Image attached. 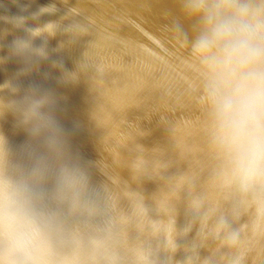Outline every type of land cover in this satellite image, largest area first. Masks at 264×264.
<instances>
[{"label": "clouds", "instance_id": "1", "mask_svg": "<svg viewBox=\"0 0 264 264\" xmlns=\"http://www.w3.org/2000/svg\"><path fill=\"white\" fill-rule=\"evenodd\" d=\"M176 3L191 24V35L179 20L171 28L187 49L185 63L195 74L193 87L204 115L207 183L219 209L212 235L233 250L230 264H242L245 230L264 236V0ZM56 10L55 5L42 7L32 19ZM27 20L19 16L11 21L25 35L15 36L7 45L8 56H0V64L15 58L22 65L16 80L38 72L50 59L47 39L62 28L58 22L30 27ZM62 30L73 38V25ZM8 34L0 32V50ZM38 38L44 39L39 46ZM84 57L71 72L52 61L61 73L59 83L88 79L86 52ZM59 99L36 85L0 84V120L11 114L27 136L14 148L0 132V264H154L149 249L128 245V231L137 221L138 229L146 222L153 235L164 229L171 262L179 249L175 220L150 219L143 197L133 192L123 193L132 206L127 215L118 208L120 193L93 183L57 116ZM110 178L118 185L117 178ZM207 201L206 195L193 194L189 212L206 222ZM244 216L248 223L235 226ZM193 223L183 229L185 234ZM183 264H193V257L186 256Z\"/></svg>", "mask_w": 264, "mask_h": 264}, {"label": "water", "instance_id": "2", "mask_svg": "<svg viewBox=\"0 0 264 264\" xmlns=\"http://www.w3.org/2000/svg\"><path fill=\"white\" fill-rule=\"evenodd\" d=\"M50 5H55L54 13L32 19ZM19 16L27 17L30 27L58 22L62 28L47 39L50 59L38 72L16 80L22 65L8 59L0 64V84L14 80L21 89L36 85L55 92L60 98L57 116L93 183L120 193L118 208L127 215L132 206L123 193L133 192L143 197L150 219L165 224L175 220L179 249L171 262L163 228L153 235L146 222L143 230L134 222L128 245L149 249L154 264H183L186 256L193 257V264H230L233 250L212 235L219 209L207 183L204 115L193 87L195 74L185 63L187 49L171 28L172 21L179 20L191 35V24L176 0H0V32L9 33L0 56H8L7 45L15 36L25 35L11 23ZM69 24L75 28L73 38L62 30ZM43 43V38L35 41L37 46ZM85 52L88 79L59 83L61 73L51 67L52 61L76 71ZM0 132L14 148L27 140L11 114L0 120ZM110 177L117 178L118 185ZM193 194L208 197L206 222L189 212ZM192 221V231L185 234ZM247 223L244 216L235 226ZM240 251L242 264H264V236L246 229Z\"/></svg>", "mask_w": 264, "mask_h": 264}]
</instances>
